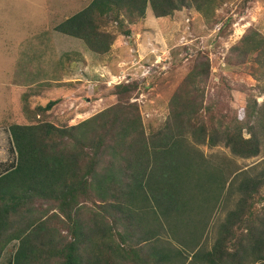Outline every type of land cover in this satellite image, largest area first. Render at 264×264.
I'll return each instance as SVG.
<instances>
[{
	"label": "trees",
	"instance_id": "obj_1",
	"mask_svg": "<svg viewBox=\"0 0 264 264\" xmlns=\"http://www.w3.org/2000/svg\"><path fill=\"white\" fill-rule=\"evenodd\" d=\"M216 5L91 0L57 30L101 56L116 37L109 21L129 35L123 25L144 18L147 7L157 18L184 8L208 18ZM240 44L241 54L257 64V79L264 78V36L249 33ZM63 60L71 63L68 54ZM207 76L205 66L193 65L171 98L167 119L148 131L137 104L129 102L137 82L117 85L113 106L71 126L50 121L59 99L31 107L23 94L31 124L8 128L16 157L0 174V257L15 240L7 264H264V167L250 175L199 165L202 155L188 143L191 137L236 157L258 156L264 103L249 97L242 115H221L204 105ZM235 193L234 208L207 249L206 212Z\"/></svg>",
	"mask_w": 264,
	"mask_h": 264
},
{
	"label": "rangeland",
	"instance_id": "obj_2",
	"mask_svg": "<svg viewBox=\"0 0 264 264\" xmlns=\"http://www.w3.org/2000/svg\"><path fill=\"white\" fill-rule=\"evenodd\" d=\"M90 2L0 0V174L16 157L10 152L9 126L31 124L23 109L25 93L30 95L31 107L59 99L48 113L50 121L71 126L113 106L117 85L137 82L129 102L137 104L148 131L164 123L171 98L191 67L199 64L208 70L202 83L204 105L215 112L242 115L249 97L258 105L264 103V78L257 79L254 59L238 50L245 35L258 32L264 36V0H216L208 18L193 8L157 18L147 7L144 18L123 25L124 29L129 27V35H122L117 25L108 22L116 37L109 52L101 56L89 51L82 40L63 37L57 30ZM64 54L71 61L66 62V71L59 69L66 61ZM188 138L189 145L202 155L199 165L250 175L264 167V147L256 157L241 158L222 145L195 144ZM192 158L195 161L196 155ZM236 198V193L229 199L223 195L220 203L207 210V249L218 238L219 226L234 208Z\"/></svg>",
	"mask_w": 264,
	"mask_h": 264
},
{
	"label": "crops",
	"instance_id": "obj_3",
	"mask_svg": "<svg viewBox=\"0 0 264 264\" xmlns=\"http://www.w3.org/2000/svg\"><path fill=\"white\" fill-rule=\"evenodd\" d=\"M59 32H60V31H59ZM59 34H60L61 36H63V37H64V36L68 37V35H66V34H64V33H62V32H60ZM61 55H62V54H61ZM61 55H60V56H61ZM59 58H60V57H58V63L61 64L62 60L59 59ZM59 69H63V70L66 71V69H67L66 61H64V64L61 65V67H60ZM17 244H18V242L15 241V240L12 241V242L9 244V248L7 249V251H6V252H3V254H2L1 257H0V264H7V263L9 262V259H11L10 256H12L13 253H14V251L16 250ZM8 252H10L9 255H7Z\"/></svg>",
	"mask_w": 264,
	"mask_h": 264
}]
</instances>
